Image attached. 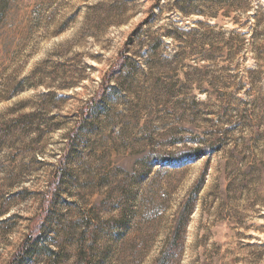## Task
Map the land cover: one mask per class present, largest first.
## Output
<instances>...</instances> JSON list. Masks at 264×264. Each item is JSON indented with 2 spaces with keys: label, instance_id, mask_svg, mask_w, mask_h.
Instances as JSON below:
<instances>
[{
  "label": "rangeland",
  "instance_id": "1",
  "mask_svg": "<svg viewBox=\"0 0 264 264\" xmlns=\"http://www.w3.org/2000/svg\"><path fill=\"white\" fill-rule=\"evenodd\" d=\"M41 214L21 264H264V0H0V264Z\"/></svg>",
  "mask_w": 264,
  "mask_h": 264
},
{
  "label": "trees",
  "instance_id": "2",
  "mask_svg": "<svg viewBox=\"0 0 264 264\" xmlns=\"http://www.w3.org/2000/svg\"><path fill=\"white\" fill-rule=\"evenodd\" d=\"M127 50H128L127 43H125L123 45V49L119 53V57H118V63H119L118 67L119 68L125 64L124 62H125L126 57H127V55H126ZM60 169H59L58 174H57V176H56V178L54 180V181H56L55 182L56 184L58 183V180H60L61 175H62V172H61ZM43 221H44V218H43V215H42V216H40V218L38 220L37 226L33 227L32 230H30L29 233L26 234L27 236L23 239V241L17 247L16 251L14 252L13 256L11 257V259L8 261L7 264H21L22 260L29 253L30 247L38 239V237H39L38 233L41 230Z\"/></svg>",
  "mask_w": 264,
  "mask_h": 264
}]
</instances>
